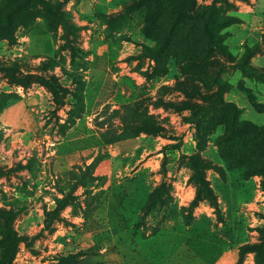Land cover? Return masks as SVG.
Instances as JSON below:
<instances>
[{
	"label": "rangeland",
	"instance_id": "1",
	"mask_svg": "<svg viewBox=\"0 0 264 264\" xmlns=\"http://www.w3.org/2000/svg\"><path fill=\"white\" fill-rule=\"evenodd\" d=\"M22 2L0 0V264L6 223L13 264H264V176L227 164L214 104L219 80L264 126V0H196L226 18L203 66L187 0Z\"/></svg>",
	"mask_w": 264,
	"mask_h": 264
},
{
	"label": "trees",
	"instance_id": "2",
	"mask_svg": "<svg viewBox=\"0 0 264 264\" xmlns=\"http://www.w3.org/2000/svg\"><path fill=\"white\" fill-rule=\"evenodd\" d=\"M28 1L29 0H23L22 3H26ZM187 1L189 5L186 9L176 11L174 24L175 27L179 25L182 18L181 16L185 15V13H192L190 15L186 14L191 17H193L192 15L195 14H197V16L203 17L204 20L202 21L200 26L204 34L201 38H199V41H197V37H192L189 42L190 48L188 49L186 54L188 60L190 59V57H192V61L198 60L196 62L198 66H203L208 63L210 55L212 54V52H214L215 49L225 51L224 47L215 40L213 28L214 25L219 23L221 20L225 22L226 18L220 17L215 7H206L197 12L196 0ZM17 7L18 6L13 7V9L8 12V19L4 21V23L0 22V25L7 24L9 22L10 15L15 12ZM156 13H158V11ZM164 42L167 43L168 49H171L173 40L169 39L167 41V39H164ZM217 85L218 93L214 100V104L216 105V107L227 109L229 106H232L234 108L233 116L229 119L228 122V138L224 142L220 143L221 153L224 159L229 166H232L233 162H244L242 166L244 168L243 174L245 177H249L254 173H260L264 176V126L255 124L252 121L239 120L238 118L236 119V117L234 116V111L238 109V107L234 103L227 102L225 100L224 93L226 91V88L223 83L217 80ZM235 133L238 134L235 135ZM238 138H243V140H240ZM199 179L202 187L198 191L199 193L197 195V199H200L202 197V192L206 191L205 193H207V196L213 199L215 203H217L216 195L207 184L206 180H204L202 176H199ZM186 224L189 225L190 223ZM4 229L9 240V251L4 259L3 264H13L20 243L19 235L17 231L7 223L4 225ZM262 235L263 241L261 244L257 245V249L264 251V230Z\"/></svg>",
	"mask_w": 264,
	"mask_h": 264
},
{
	"label": "crops",
	"instance_id": "3",
	"mask_svg": "<svg viewBox=\"0 0 264 264\" xmlns=\"http://www.w3.org/2000/svg\"><path fill=\"white\" fill-rule=\"evenodd\" d=\"M155 237H157V236L154 235V236H152L151 239H155ZM146 240H149V239H146ZM156 247H159V246H156ZM155 249L157 250L159 248H155ZM148 250H150V249L148 248ZM158 252H157L158 257H156V260L155 261H158V263H160V260L159 259H161L162 262H163V264L168 263V261L170 260L169 256L172 255V253H173L172 250H169V249H168V252H159V254H158Z\"/></svg>",
	"mask_w": 264,
	"mask_h": 264
}]
</instances>
